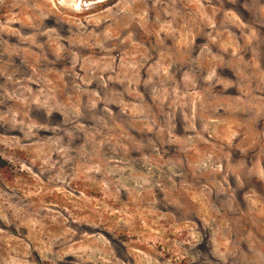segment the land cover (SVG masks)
Wrapping results in <instances>:
<instances>
[{
    "label": "rangeland",
    "instance_id": "rangeland-1",
    "mask_svg": "<svg viewBox=\"0 0 264 264\" xmlns=\"http://www.w3.org/2000/svg\"><path fill=\"white\" fill-rule=\"evenodd\" d=\"M257 1L0 0V264H264Z\"/></svg>",
    "mask_w": 264,
    "mask_h": 264
},
{
    "label": "trees",
    "instance_id": "trees-1",
    "mask_svg": "<svg viewBox=\"0 0 264 264\" xmlns=\"http://www.w3.org/2000/svg\"><path fill=\"white\" fill-rule=\"evenodd\" d=\"M3 161H2V159L0 158V163H2Z\"/></svg>",
    "mask_w": 264,
    "mask_h": 264
},
{
    "label": "bare ground",
    "instance_id": "bare-ground-1",
    "mask_svg": "<svg viewBox=\"0 0 264 264\" xmlns=\"http://www.w3.org/2000/svg\"><path fill=\"white\" fill-rule=\"evenodd\" d=\"M258 1H259V0H258ZM258 1H257V2H258ZM255 2H256V1H255ZM217 40H218V39H217Z\"/></svg>",
    "mask_w": 264,
    "mask_h": 264
}]
</instances>
